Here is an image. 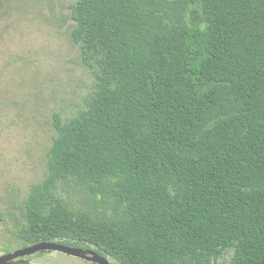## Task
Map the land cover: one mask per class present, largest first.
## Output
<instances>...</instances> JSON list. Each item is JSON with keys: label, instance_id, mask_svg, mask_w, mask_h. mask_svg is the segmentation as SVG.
<instances>
[{"label": "trees", "instance_id": "obj_1", "mask_svg": "<svg viewBox=\"0 0 264 264\" xmlns=\"http://www.w3.org/2000/svg\"><path fill=\"white\" fill-rule=\"evenodd\" d=\"M72 19L94 89L77 115L53 116L16 239L113 264H212L228 250V264H264V0H78ZM58 181L109 210L56 197Z\"/></svg>", "mask_w": 264, "mask_h": 264}, {"label": "rangeland", "instance_id": "obj_2", "mask_svg": "<svg viewBox=\"0 0 264 264\" xmlns=\"http://www.w3.org/2000/svg\"><path fill=\"white\" fill-rule=\"evenodd\" d=\"M77 1L0 0V255L29 245L15 233L25 223L31 185L47 176L53 116L77 115L94 89V76L70 38ZM53 193L76 207L109 210L108 197L73 181H58ZM49 252L30 257L29 264H92ZM232 254L212 264H228Z\"/></svg>", "mask_w": 264, "mask_h": 264}, {"label": "water", "instance_id": "obj_3", "mask_svg": "<svg viewBox=\"0 0 264 264\" xmlns=\"http://www.w3.org/2000/svg\"><path fill=\"white\" fill-rule=\"evenodd\" d=\"M46 250L63 252L72 256L83 258L87 261L96 262L98 264H112L92 249L72 247L54 241L30 244L13 251L3 253L0 255V264H29L30 260L26 259L25 256H30Z\"/></svg>", "mask_w": 264, "mask_h": 264}, {"label": "flooded vegetation", "instance_id": "obj_4", "mask_svg": "<svg viewBox=\"0 0 264 264\" xmlns=\"http://www.w3.org/2000/svg\"><path fill=\"white\" fill-rule=\"evenodd\" d=\"M69 246V245H68ZM72 247H75V246H72ZM49 251H51V250H46V251H41L42 253H35V254H33V255H30V256H25V258L26 259H29L30 257H32V256H34V255H39V254H48L49 255ZM59 252V251H58ZM60 253H63V252H60ZM63 254H65V255H69V254H66V253H63ZM69 256H72V255H69ZM72 257H76V256H72ZM76 258H79V257H76ZM105 258V257H104ZM107 259V258H106ZM79 260H83V261H87V260H85V259H83V258H79ZM110 263H112L109 259H107ZM87 262H90V263H92V264H98V263H96V262H92V261H87ZM113 264V263H112Z\"/></svg>", "mask_w": 264, "mask_h": 264}]
</instances>
